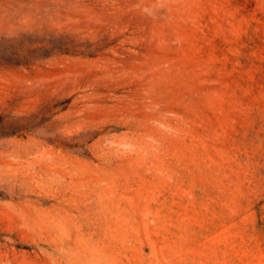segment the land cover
<instances>
[{
  "label": "rangeland",
  "instance_id": "obj_1",
  "mask_svg": "<svg viewBox=\"0 0 264 264\" xmlns=\"http://www.w3.org/2000/svg\"><path fill=\"white\" fill-rule=\"evenodd\" d=\"M0 264H264V0H0Z\"/></svg>",
  "mask_w": 264,
  "mask_h": 264
}]
</instances>
